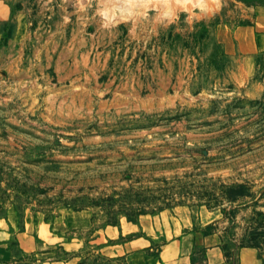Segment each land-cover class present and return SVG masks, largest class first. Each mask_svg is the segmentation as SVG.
Here are the masks:
<instances>
[{
    "label": "rangeland",
    "instance_id": "374dc122",
    "mask_svg": "<svg viewBox=\"0 0 264 264\" xmlns=\"http://www.w3.org/2000/svg\"><path fill=\"white\" fill-rule=\"evenodd\" d=\"M259 9L0 0V231L32 244L0 264H129L111 228L158 242L209 213L264 248V51L232 40Z\"/></svg>",
    "mask_w": 264,
    "mask_h": 264
},
{
    "label": "crops",
    "instance_id": "0c3cea01",
    "mask_svg": "<svg viewBox=\"0 0 264 264\" xmlns=\"http://www.w3.org/2000/svg\"><path fill=\"white\" fill-rule=\"evenodd\" d=\"M232 38L234 47L241 53L264 51V9L254 14L251 25L235 29ZM209 214L212 215L185 217L178 222L174 233L156 235L158 242L140 233L138 228L135 230L138 234L128 239L120 238L122 232L111 228L112 237L104 236L108 244L100 247L107 256L122 258L129 264H264V248L226 243L213 222L216 215ZM6 235L0 231V262L26 258L32 248L28 237L17 235L19 247L14 249L7 245ZM70 263L66 259L58 264Z\"/></svg>",
    "mask_w": 264,
    "mask_h": 264
}]
</instances>
